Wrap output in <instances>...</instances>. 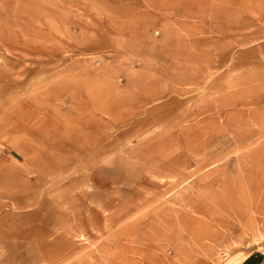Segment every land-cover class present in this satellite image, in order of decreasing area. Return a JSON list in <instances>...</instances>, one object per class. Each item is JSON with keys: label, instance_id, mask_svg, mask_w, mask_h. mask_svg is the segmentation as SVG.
I'll return each mask as SVG.
<instances>
[{"label": "rangeland", "instance_id": "rangeland-1", "mask_svg": "<svg viewBox=\"0 0 264 264\" xmlns=\"http://www.w3.org/2000/svg\"><path fill=\"white\" fill-rule=\"evenodd\" d=\"M253 255L264 0H0V264Z\"/></svg>", "mask_w": 264, "mask_h": 264}, {"label": "trees", "instance_id": "trees-1", "mask_svg": "<svg viewBox=\"0 0 264 264\" xmlns=\"http://www.w3.org/2000/svg\"><path fill=\"white\" fill-rule=\"evenodd\" d=\"M261 256L259 255H253L250 258L247 259V261H245V263L243 264H261Z\"/></svg>", "mask_w": 264, "mask_h": 264}, {"label": "bare ground", "instance_id": "bare-ground-1", "mask_svg": "<svg viewBox=\"0 0 264 264\" xmlns=\"http://www.w3.org/2000/svg\"><path fill=\"white\" fill-rule=\"evenodd\" d=\"M211 227V226H210ZM247 259V258H246ZM242 262L240 261L239 263H237V264H241Z\"/></svg>", "mask_w": 264, "mask_h": 264}]
</instances>
